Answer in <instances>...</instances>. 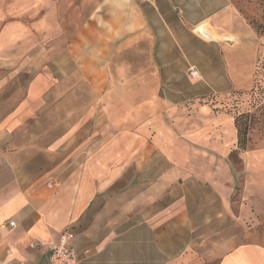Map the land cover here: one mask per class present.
<instances>
[{"label":"crops","instance_id":"crops-1","mask_svg":"<svg viewBox=\"0 0 264 264\" xmlns=\"http://www.w3.org/2000/svg\"><path fill=\"white\" fill-rule=\"evenodd\" d=\"M263 53L235 0H0V264L64 233L79 264H264V134L235 124ZM76 82L96 117L58 134Z\"/></svg>","mask_w":264,"mask_h":264},{"label":"rangeland","instance_id":"rangeland-1","mask_svg":"<svg viewBox=\"0 0 264 264\" xmlns=\"http://www.w3.org/2000/svg\"><path fill=\"white\" fill-rule=\"evenodd\" d=\"M235 5L236 7L239 9V11L247 18V20L249 21L250 25L253 27V29L256 31L257 35L259 37H263L264 38V0H235ZM108 43V42H106ZM126 56L128 57V55L126 54ZM259 63L260 65H264V53H263V57L259 58ZM111 70L113 73V68L114 65H111ZM263 70H258L257 74L258 75H262L261 80L262 82H260V86L258 89L259 95L258 97H254V94H252L251 92H249L250 98H249V102L246 108H244V112L235 115V120L236 123H239L240 127L244 126V124L248 127V131L247 133H252V135L254 136V138L256 139L257 136H261L264 134V66L262 67ZM15 81L18 83L15 84L18 85L21 89L22 86H24L27 82H28V76L27 75H19L16 77ZM74 90H75V97L73 100V114L70 116H66V115H59V129H58V134L62 133L65 131V126L69 125V123H73L74 125H78L81 124L83 122L88 121V123L94 121L92 120V117H96L95 116H90V115H84L81 114V99L79 98L78 95H80L81 93L86 95V92L88 90V84L86 83H78L76 82L74 84ZM251 93V94H250ZM237 101L235 100V103ZM239 108H241V106H239ZM122 114H118L120 120H118L116 123L119 126L122 125V121H124V125H127V127L129 126V119L126 118V115L123 113ZM115 117H117V114L114 115ZM123 125V126H124ZM61 127V128H60ZM56 134L55 131L51 132V135L54 136ZM43 138H45L43 136ZM46 139V138H45ZM234 158V157H233ZM215 229V228H214ZM229 230H236V227H230L229 225H224V226H220L219 228H216V235L212 233H210L209 229L206 230L205 233H207L208 236H211L212 239L216 240L218 242L217 243H204L202 241H198L197 240V247H201L202 250V254L204 255V253L206 254L209 249L213 250L215 246H218V248H223V246H227V248L235 245L234 243H227V244H221V240L225 237H228L230 231ZM229 231V232H228ZM215 237V238H214ZM206 246V248H205ZM204 248V249H203ZM208 249V250H206Z\"/></svg>","mask_w":264,"mask_h":264},{"label":"built area","instance_id":"built-area-1","mask_svg":"<svg viewBox=\"0 0 264 264\" xmlns=\"http://www.w3.org/2000/svg\"><path fill=\"white\" fill-rule=\"evenodd\" d=\"M190 76L196 77L194 70H190ZM13 226V223H9ZM72 238L70 233H64L60 236L58 242L49 250L47 260L41 264H79V256L73 247H70L68 242ZM2 264H28L25 261L14 262L12 260L3 262Z\"/></svg>","mask_w":264,"mask_h":264},{"label":"trees","instance_id":"trees-1","mask_svg":"<svg viewBox=\"0 0 264 264\" xmlns=\"http://www.w3.org/2000/svg\"><path fill=\"white\" fill-rule=\"evenodd\" d=\"M263 66H264L263 64L260 65V63H259L258 70H263L262 69ZM260 82H262L261 78L259 81L255 82V86H254L253 91L258 92ZM235 124H236L237 130H238V148L244 149L245 145H246V136H247L248 127L245 124H244V126L240 127L239 123H236V120H235Z\"/></svg>","mask_w":264,"mask_h":264}]
</instances>
